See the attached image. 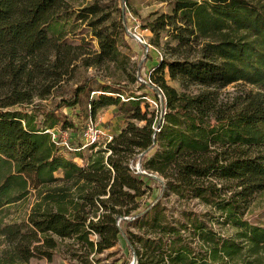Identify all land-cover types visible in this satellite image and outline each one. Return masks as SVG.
Returning <instances> with one entry per match:
<instances>
[{
  "label": "trees",
  "instance_id": "1",
  "mask_svg": "<svg viewBox=\"0 0 264 264\" xmlns=\"http://www.w3.org/2000/svg\"><path fill=\"white\" fill-rule=\"evenodd\" d=\"M172 1L171 14L145 27L157 39L171 34L181 54L153 67L161 111L145 95L124 97L132 94L126 86L148 88L119 49L120 20L95 25L93 51L65 41L64 0H0V264L50 262L58 250L91 264L121 238L138 264H264V226L247 217L264 191V0ZM92 67H114L125 85L102 84L86 116L115 106L127 124L106 147L90 145L87 157L75 151L79 165L51 132L76 127L80 113L63 110L80 106L87 87L69 96L67 87ZM165 71L180 90L154 77ZM233 85L242 88L223 100ZM152 182L158 196L143 203ZM33 192L30 213L6 221L7 208ZM163 195L208 210L169 219Z\"/></svg>",
  "mask_w": 264,
  "mask_h": 264
},
{
  "label": "rangeland",
  "instance_id": "2",
  "mask_svg": "<svg viewBox=\"0 0 264 264\" xmlns=\"http://www.w3.org/2000/svg\"><path fill=\"white\" fill-rule=\"evenodd\" d=\"M68 5V12L66 14L65 21V41L70 44L80 45L85 43L93 51H98V40L93 35L95 30V25L98 28H105L112 22H122L123 17H125L126 25L131 31H136L142 37H144L155 49H150V53L145 54V48L137 42L133 37L127 35L125 30V37L121 33L119 34L118 46L122 53L130 57V64L132 73L135 75L139 67L142 68V74L146 75L150 70L153 69L162 60L172 62L176 59L181 58V54H177L175 51L171 50L172 47H176L178 42L172 38L170 34H164L157 39L156 36L151 32L150 29H145L152 21H154L160 15L171 14L173 9L172 0H64ZM90 8H95L97 13L92 15L86 11ZM83 15H88V19H84ZM106 19V21H103ZM169 45V46H168ZM161 56H160V54ZM137 57V59H133ZM163 75L171 87L180 90L179 83L172 81L168 75V72L164 73H154L155 78H159ZM125 76L121 74L119 70L114 67L109 69V67H92V68H80L75 76V79L68 85L67 92L68 96L71 95L73 89L77 85H82L87 87L85 94L81 96L82 104L75 109H64V113H80V116H74L72 121L75 123L76 127L73 129L66 130H56L57 142H67L73 150L68 149L66 146L61 145L68 151L67 157L74 158L75 151L81 150L85 157L90 154L89 148L91 145V139L87 135V126L89 124L90 118L86 116L87 105L93 99H96L102 94L101 85L107 81L114 85L116 88L125 85ZM132 89V94H124V97L130 95L142 96L145 95V101L151 105L152 109L160 110L161 98L152 89H138L137 84L131 86H126ZM242 87L237 85L230 86L223 90L222 99L226 100L233 97ZM117 96L114 94V97ZM122 98V101L124 100ZM47 104L51 103V100L44 102ZM155 103H158L156 107ZM98 128H100L105 134L113 135L114 137L119 135L122 129L127 124V114L123 111L120 112L119 108L111 106L105 109H100L96 116L91 119ZM97 146L106 147L107 139L106 135L100 136ZM75 162L79 165H84V161L78 157H75ZM133 168L138 166V162L131 163ZM62 174H57L60 177ZM161 181L162 178L159 175H155ZM163 182V181H162ZM153 189V193L147 195L143 198V203L147 204L155 199L159 193V186L156 183H150ZM149 197V198H148ZM142 199V198H141ZM139 199V201H141ZM36 201L35 192H33L28 198L22 202L12 205L7 208L6 221L9 220H19L25 217ZM162 207L166 209V214L169 219H174L180 221L186 217L184 215L194 213L199 216H203L208 210L203 204L198 200H180L174 195H163ZM5 216V215H4ZM247 217L251 222L264 226V191L256 195L252 201ZM217 231H221L218 224L215 225ZM131 231L136 229L131 227ZM224 230V228H223ZM226 231V230H224ZM94 240L96 238L92 236ZM135 255L125 246V240L120 239L119 244L109 250L108 252L95 256L91 264H132ZM85 259L82 258H72L64 254L63 250H58L54 255L52 261H48L45 258H35L32 259L30 264H85Z\"/></svg>",
  "mask_w": 264,
  "mask_h": 264
},
{
  "label": "built area",
  "instance_id": "3",
  "mask_svg": "<svg viewBox=\"0 0 264 264\" xmlns=\"http://www.w3.org/2000/svg\"><path fill=\"white\" fill-rule=\"evenodd\" d=\"M122 24H123V27L126 29V33L127 35L133 37L137 42H139L144 48H145V54L148 55V53H150V49H155L144 37H142L139 33H137L136 31H131L127 25H126V21H125V17H123V21H122ZM160 54V53H159ZM161 56V54H160ZM133 59H137V57H134ZM152 74H153V69L149 71L148 74L146 75H143L142 74V68L139 67L137 73H136V76H137V79H138V84L139 85H145L148 89H152V90H157V85L154 83V80L152 78ZM159 93V96L161 98V104H160V110L162 111L163 110V95L161 93V90L158 92ZM156 107H158V103H155ZM87 135L89 137V139H91V145H97L99 144L98 143V140L100 138V136L102 135H106V139H107V142L110 143L114 136L113 135H110V134H105L100 128L97 127V125L90 119L89 120V124L87 126ZM52 134V138L56 141V136H57V132H51ZM106 143V145L108 144ZM58 145H63L66 146L68 149L70 150H73L69 143H67L66 141L65 142H59L57 143ZM136 170L137 173H140L142 175H146L147 173L142 171L141 168L139 167V165L134 168ZM152 177H156L154 175H151ZM158 179V177H157ZM127 219V218H126ZM96 239H97V236L96 235H93Z\"/></svg>",
  "mask_w": 264,
  "mask_h": 264
},
{
  "label": "water",
  "instance_id": "4",
  "mask_svg": "<svg viewBox=\"0 0 264 264\" xmlns=\"http://www.w3.org/2000/svg\"><path fill=\"white\" fill-rule=\"evenodd\" d=\"M154 178H157V177H154ZM132 264H138V261H137L136 257H134Z\"/></svg>",
  "mask_w": 264,
  "mask_h": 264
}]
</instances>
